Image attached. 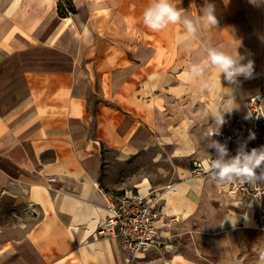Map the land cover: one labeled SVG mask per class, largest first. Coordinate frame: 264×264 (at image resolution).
I'll list each match as a JSON object with an SVG mask.
<instances>
[{
    "label": "crops",
    "instance_id": "crops-1",
    "mask_svg": "<svg viewBox=\"0 0 264 264\" xmlns=\"http://www.w3.org/2000/svg\"><path fill=\"white\" fill-rule=\"evenodd\" d=\"M0 0V264H256L264 199L192 177L214 148L210 110L264 89V3L207 0L217 27L143 24L152 0ZM196 18L205 0H172ZM213 46L253 62L230 84L214 68L199 90L186 73ZM20 82L18 85L16 83ZM223 124V125H224ZM162 193L168 244L137 258L98 233L110 196ZM5 226L12 235H5Z\"/></svg>",
    "mask_w": 264,
    "mask_h": 264
},
{
    "label": "built area",
    "instance_id": "built-area-1",
    "mask_svg": "<svg viewBox=\"0 0 264 264\" xmlns=\"http://www.w3.org/2000/svg\"><path fill=\"white\" fill-rule=\"evenodd\" d=\"M243 105L246 109L244 119L226 123L215 133L214 126L208 128V135L227 148L229 158L237 154L241 145L245 146L244 151L264 147V89L245 98ZM216 159L215 149L205 158L193 159L190 175L214 178L215 173L209 174L206 167ZM225 184L231 194H244L260 203L264 199V182ZM161 197L159 190L146 194L130 190L111 195L106 206L107 215L100 223L98 233L103 237L120 239L132 260L148 249H162L168 244V238L157 224Z\"/></svg>",
    "mask_w": 264,
    "mask_h": 264
},
{
    "label": "clouds",
    "instance_id": "clouds-1",
    "mask_svg": "<svg viewBox=\"0 0 264 264\" xmlns=\"http://www.w3.org/2000/svg\"><path fill=\"white\" fill-rule=\"evenodd\" d=\"M250 2L264 3V0H250ZM143 24L153 32H161L169 25L182 24L186 34L181 39L189 40L190 37L203 30L217 27L218 19L215 15L214 5L208 3L207 0L202 8V14L196 18L181 12L172 0H152L143 11ZM205 51L207 63H194L186 73L187 81L191 84H198L201 92L205 89L212 91L214 88V85L206 79V73L210 67L216 69L220 77L223 74L224 79L230 84L238 83L240 76L246 79L252 77L254 65L251 60L246 64L241 63L243 57L239 54L232 55L213 46L206 47ZM233 108L235 106L231 101H228L224 105L214 106L210 110L209 117L212 118L214 125L213 133L218 132L220 126L225 123V113H231ZM210 147L215 149L217 159L210 161L206 171L209 174L214 172V180L219 184L235 181H239L241 184L264 182V147L244 151L245 146L241 145L237 154L230 158L227 148L220 142L212 140ZM257 255L256 264H264V248H260Z\"/></svg>",
    "mask_w": 264,
    "mask_h": 264
},
{
    "label": "trees",
    "instance_id": "trees-1",
    "mask_svg": "<svg viewBox=\"0 0 264 264\" xmlns=\"http://www.w3.org/2000/svg\"><path fill=\"white\" fill-rule=\"evenodd\" d=\"M59 15L65 17L70 13L76 12L73 0H63L58 3Z\"/></svg>",
    "mask_w": 264,
    "mask_h": 264
},
{
    "label": "rangeland",
    "instance_id": "rangeland-1",
    "mask_svg": "<svg viewBox=\"0 0 264 264\" xmlns=\"http://www.w3.org/2000/svg\"><path fill=\"white\" fill-rule=\"evenodd\" d=\"M20 82H18V83H16V85H18ZM5 228V230L4 231H1V232H4V234L5 235H12V229H11V227H9V226H5L4 227Z\"/></svg>",
    "mask_w": 264,
    "mask_h": 264
}]
</instances>
